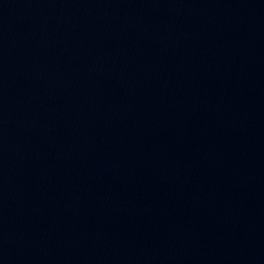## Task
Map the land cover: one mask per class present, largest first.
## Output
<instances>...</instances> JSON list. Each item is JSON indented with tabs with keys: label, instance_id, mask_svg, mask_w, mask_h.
I'll return each instance as SVG.
<instances>
[{
	"label": "water",
	"instance_id": "water-1",
	"mask_svg": "<svg viewBox=\"0 0 264 264\" xmlns=\"http://www.w3.org/2000/svg\"><path fill=\"white\" fill-rule=\"evenodd\" d=\"M0 264H264V0H0Z\"/></svg>",
	"mask_w": 264,
	"mask_h": 264
}]
</instances>
